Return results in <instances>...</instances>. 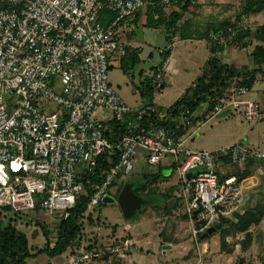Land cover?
<instances>
[{
  "label": "built area",
  "instance_id": "obj_1",
  "mask_svg": "<svg viewBox=\"0 0 264 264\" xmlns=\"http://www.w3.org/2000/svg\"><path fill=\"white\" fill-rule=\"evenodd\" d=\"M172 1L0 0V209L19 216L35 211L61 221L84 198L88 207L115 196L119 192L109 190L139 166L160 165L178 175L173 194L184 205L195 243L207 229L243 209L242 183L264 176V149L239 143L194 150L188 142L202 125L224 113L241 112L248 122L259 119L260 102L246 98L247 85L233 79L216 92L199 122L186 106L171 112L155 103L166 76L176 73L169 57L151 70L148 103L128 105L109 83V59L126 53L120 26L136 13L146 15L148 8L158 19V9ZM104 11L113 14L105 26L100 21ZM248 28L254 27L240 20L220 33L211 30L209 52L234 47L238 32ZM166 38V49L180 39L171 32ZM195 86L192 81L189 87ZM145 117L169 126L144 125ZM113 121L120 124L117 129ZM179 126L181 133L175 130ZM102 156L108 168L96 179ZM250 160L257 162L255 171L241 180L222 169ZM47 240L53 247L56 233L49 232ZM133 245L131 238L120 237L73 253L60 264L96 263L104 255L124 258Z\"/></svg>",
  "mask_w": 264,
  "mask_h": 264
},
{
  "label": "rangeland",
  "instance_id": "obj_2",
  "mask_svg": "<svg viewBox=\"0 0 264 264\" xmlns=\"http://www.w3.org/2000/svg\"><path fill=\"white\" fill-rule=\"evenodd\" d=\"M183 1L173 0L167 7L165 17L167 18L174 11L179 12V3ZM243 2L244 0H191L189 6L181 11L177 21V24L182 26V36L186 32H192L194 36H198L197 33H204L207 24H217L225 20L234 21ZM241 20L251 27L259 26L264 24V11L242 16ZM145 21L144 15H140L137 24L134 25L133 34L134 44L142 48V60L126 72L120 67L119 57L113 55L110 60L109 83L130 106H139L138 104L149 102L148 89L142 83L144 76L139 75V69L143 68L148 72L149 65L160 59L159 49L163 48L165 43V28L160 24L157 26L146 25ZM200 39L199 37L196 38L198 41L178 40L172 47L173 56L182 65L176 64L175 67L179 69L178 73L167 77L164 96L158 99V103L155 100L159 108H167L177 98L180 90L190 86L199 68L204 65L208 52L202 46ZM254 43L255 41L251 40L245 48L247 57L250 56L248 51L252 49ZM150 52L152 53L151 57H149ZM260 77L262 78L258 74L249 97L259 100L261 117L253 122H248L244 119L243 114L238 112L233 115L224 114V116L210 120L190 138L188 143L191 149L215 150L225 145L239 143L264 149V79ZM197 108L198 111H201L204 108V103H201ZM198 120L202 122L204 115H201ZM236 167L235 165L224 166L222 169L227 172L228 169L231 172L241 171ZM161 169L164 176L159 177L156 181L150 180V174ZM227 174L225 173V175ZM146 175L149 176L148 180ZM255 178L257 179L249 178L242 183L244 194L248 198L246 202L248 207L253 206L261 197L264 204V176L256 174ZM144 181L146 184L141 194L148 193L150 201L141 205L130 218L124 217L116 200L97 206H88L79 218L81 229L78 236L73 245L59 256L61 259L59 260L65 261L69 255L86 249L94 243L105 245L113 239L129 237L133 240L134 245L127 256L122 259L116 257H110L107 260L99 259L96 263L92 262L91 264H195L198 262L199 264H238L241 257L244 259L243 264H261L260 261L264 255V216L258 225L250 228L248 233L251 241L245 251H242V241L246 239V233L227 234L225 237L227 248L221 249L219 242L223 229L219 228L204 240L195 243L191 240L189 223L184 217V205L171 193L170 187H175V190L180 184L177 173L171 168L162 165L156 168L139 166L129 179L124 178L121 183L110 189L109 193L119 192L127 183L132 186L134 182L142 183ZM251 182L255 183L252 187L249 186ZM260 184L261 190L253 194L254 188ZM169 193L171 195H168ZM117 195L118 193L114 197L116 198ZM237 213H243V209ZM0 217L3 220L12 217L14 219L12 224L25 233L29 245L36 250L42 248L46 242L43 231L56 233V225L59 222L56 217L37 216L35 211L21 216L2 211ZM230 220L236 221L234 216ZM223 227L229 228V224L226 222ZM227 249H231V251L228 252Z\"/></svg>",
  "mask_w": 264,
  "mask_h": 264
},
{
  "label": "trees",
  "instance_id": "obj_3",
  "mask_svg": "<svg viewBox=\"0 0 264 264\" xmlns=\"http://www.w3.org/2000/svg\"><path fill=\"white\" fill-rule=\"evenodd\" d=\"M179 2V1H178ZM191 0H184L180 2V10L179 12H172L167 18L163 16V12L161 9H158L160 17L158 19H153L152 17V9L148 8L146 10V25L157 26L161 25L165 28V33L171 32L173 34H179L181 38L182 36V26L177 24V21L180 18L181 11L186 9ZM264 11V0H244L239 12L237 13L234 21H221L217 24H207L205 26L204 33H197L198 36L196 38H206L208 33L212 30L214 33H220L221 31L225 30L227 26L234 25L237 21L241 20L242 16L254 15ZM113 19V14L107 11L101 13L100 21L102 25H107ZM254 39L257 43L254 44L250 55L253 59L254 64L257 66L256 68H238L236 65L223 62L219 57L218 53L222 51L219 47H212L210 49V55L207 58L205 65L201 69V72L197 75L194 79L196 86L191 89L188 87L183 95L174 101L169 107L168 111L175 112L180 106H186L190 108L192 111H195L196 108L201 103H208L211 97H214L216 92H221L225 90L233 79H238V82L241 84L247 85L250 89L253 85L254 81L256 80L257 74H260L264 79V24H260L253 28H248L246 30H241L238 32L234 42L236 45L234 47L239 48L245 47L250 44L251 40ZM164 59L168 57L170 50L165 49L164 51ZM162 61V62H163ZM140 62L137 49L128 48L126 47V53L120 60V67L123 71H128L130 68H133ZM161 62V63H162ZM111 66L109 67L110 70ZM145 86L148 89V97L149 102L152 100V87L150 84V80H143ZM191 89V92H190ZM249 92V91H248ZM209 105V103H208ZM149 120L152 124L158 126H166L168 127L167 121H158L155 120L153 117ZM143 124H147L148 118H144ZM114 129H117L120 124L115 123L114 121L111 122ZM178 133L184 131L182 126L177 127L175 129ZM104 156L98 158V164L95 167L96 170V179L99 178V174L108 168V165L103 161ZM257 166V162L254 160H250L245 164V168L243 171H235L232 173L227 174L237 176L238 180L244 179L249 177L253 174L255 167ZM164 176L162 174V169L158 170V172L150 174V180L156 181L159 177ZM148 180L149 176H145ZM146 182H134L132 184L134 188V192L141 197H144L146 201H150V197L148 193L141 194V191L144 189ZM264 184V183H263ZM262 184V185H263ZM261 184L258 187H255L253 194L257 193L261 190ZM175 187H170L171 193H173ZM169 193L168 195H171ZM166 196V195H165ZM248 198L245 199L243 204V213H235L234 217L236 221H231L230 219H225L217 223L219 229L221 230L220 234V242L219 245L221 249L227 248L226 242V235L236 234V233H246V239L242 241V251H245L251 241V237L249 236V230L251 227L256 226L261 221L262 217L264 216V204L262 203V197L257 200V202L253 205L248 207V203L246 204ZM87 208V199H82L79 203H77L76 207L71 211L70 216L64 220H61L56 225V241L53 247L49 246V242L47 240L49 231L44 230L43 234L46 237V242L42 248L33 249L29 243L28 238L22 231L18 230L12 223L14 219L9 217L7 220H3L0 217V264H26L29 258L35 257L38 254H45L49 258L57 257L63 254L67 248L73 245L76 237L78 236L81 223L79 218L84 214ZM2 211L8 212V208H1L0 209V216ZM17 215V214H16ZM187 218V215L184 216ZM229 224V228H224V223ZM97 244L94 243L92 246H88L86 249H90ZM102 247V244L99 245ZM228 252L231 249H227ZM130 252V251H129ZM128 252V253H129ZM116 257L122 259L116 255H104L100 259L107 260L108 258ZM244 259L241 257L239 259L238 264H243ZM261 264H264V255L261 258Z\"/></svg>",
  "mask_w": 264,
  "mask_h": 264
},
{
  "label": "crops",
  "instance_id": "obj_4",
  "mask_svg": "<svg viewBox=\"0 0 264 264\" xmlns=\"http://www.w3.org/2000/svg\"><path fill=\"white\" fill-rule=\"evenodd\" d=\"M167 9L168 8H166L165 10H163L162 12H163V16H166L165 15V13L167 12ZM140 15H144V13H136L133 17H131L129 20H128V22L126 23V24H122L121 26H120V34H121V37L125 40V42H126V47H128V48H133V49H137V55H138V58H139V60L141 61L142 60V58H141V51H142V48L141 47H139L138 45H135L134 43H135V38H134V25H136L137 24V22H138V19H139V16ZM144 19L146 20V17H145V15H144ZM254 29V28H253ZM179 35V34H178ZM180 37V36H179ZM184 38H181L180 37V39L179 40H185V41H198V40H196V38H194V37H196V36H194V34L192 33V32H186V34H185V36H183ZM201 41H202V46H204V49L205 50H207V57L205 58V60H204V65H205V62H206V60H207V58L209 57V55H210V52H209V49H208V47H207V45H206V38L204 37V38H201L200 39ZM253 41H255L254 39H252ZM164 41H165V43H164V47L163 48H160L159 49V55H160V59H157V60H155L152 64H150L149 65V69H148V72L147 71H145L143 68H141V69H139V75L140 76H144V79L143 80H150V74H151V70L153 69V67L154 66H156V65H158V64H160L162 61H163V59H164V56H163V54H164V50L166 49V47H167V38H166V33L164 32ZM257 42L255 41V43L254 44H256ZM249 45V44H248ZM247 45V46H248ZM263 45H264V42H263ZM174 46H175V44H174ZM173 46V47H174ZM247 46H245V47H240V46H238L239 48H236V47H230V48H228V49H226V50H223V51H221L220 53H218V55H219V57L221 58V60L223 61V62H227V63H231V64H234V65H236L238 68H244V67H247V68H256L257 66L254 64V62H253V59H252V57H251V55H250V52H251V50L252 49H250V51H248L249 52V55L250 56H248L247 57V55H246V47ZM254 46V45H253ZM253 48V47H252ZM240 49H242V50H244V51H241ZM170 50V53H169V55H168V57L170 58V59H172V61L174 62L173 63V66H174V69L176 70V73H178V68L177 67H175L176 66V64H179L178 66H180V65H182V63H180V61H177L176 60V58L173 56V49L172 48H170L169 49ZM242 53H245L244 55L242 54ZM152 56V53L150 52L149 53V57H151ZM163 56V57H162ZM162 57V58H161ZM112 58V57H111ZM111 58L109 59V60H111ZM122 58V57H121ZM121 58H118V62H119V64H120V60H121ZM203 65V66H204ZM203 66L201 67V66H199V67H201V68H199V71L197 72V74H196V77H197V75L201 72V69L203 68ZM175 73V74H176ZM175 74H172V75H175ZM168 76H171V75H168ZM168 76H166V82H165V86H164V89H163V91L155 98V100H156V102L158 101V99H161L163 96H164V94H165V89L167 88V77ZM257 76H258V74H257ZM257 76H256V79H257ZM195 77V78H196ZM194 78V79H195ZM261 78V77H260ZM194 79L192 80V81H194ZM261 79H263V77L261 78ZM256 81V80H255ZM254 81V82H255ZM254 84V83H253ZM253 86V85H252ZM252 86H251V88H252ZM189 86H187L186 88H183L182 90H180V92H179V95L177 96V98H175V100L174 101H176L177 99H179L182 95H183V93L185 92V90L188 88ZM251 88L249 89V92L247 93V95H246V97L247 98H250L249 97V93H250V91H251ZM173 101V102H174ZM172 102V103H173ZM146 102H143L142 104H145ZM158 103V102H157ZM171 103V104H172ZM142 104H138V105H142ZM170 104V105H171ZM169 105V106H170ZM168 106V107H169ZM207 109H208V103H205L204 102V108L201 110V111H198V108H196V110H195V112H196V114H197V116H198V119L201 117V115H204L205 116V114H206V111H207ZM204 113V114H203ZM261 113H262V111H261ZM224 114H226V113H224ZM224 114H223V116H224ZM226 146V145H225ZM236 168H240V170L241 171H243L244 170V168H245V164L244 165H240V166H237ZM229 171L227 172V171H225V169L223 170L224 171V173H232L231 172V170L230 169H228ZM254 171H255V169H254ZM254 173V172H253ZM259 181V180H258ZM257 183V182H256ZM60 257L59 256H57V257H54V258H49V257H47L45 254H38V255H36L35 257H32V258H29L28 260H27V262H26V264H60Z\"/></svg>",
  "mask_w": 264,
  "mask_h": 264
},
{
  "label": "water",
  "instance_id": "obj_5",
  "mask_svg": "<svg viewBox=\"0 0 264 264\" xmlns=\"http://www.w3.org/2000/svg\"><path fill=\"white\" fill-rule=\"evenodd\" d=\"M189 177L190 173L187 174V178ZM115 200L118 202L122 214L125 218H130L136 213L141 205L146 203V199L136 194L134 192L133 186L128 183L123 185L116 198L112 195H107L104 198V203L114 202ZM218 227V225H215L207 229L199 236L200 240H204L208 235L218 229Z\"/></svg>",
  "mask_w": 264,
  "mask_h": 264
}]
</instances>
